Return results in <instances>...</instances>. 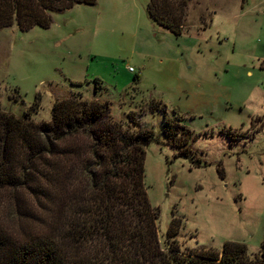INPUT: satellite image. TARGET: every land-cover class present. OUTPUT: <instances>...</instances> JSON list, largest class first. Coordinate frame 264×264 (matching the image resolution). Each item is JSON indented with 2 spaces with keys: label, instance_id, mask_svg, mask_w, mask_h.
<instances>
[{
  "label": "rangeland",
  "instance_id": "obj_1",
  "mask_svg": "<svg viewBox=\"0 0 264 264\" xmlns=\"http://www.w3.org/2000/svg\"><path fill=\"white\" fill-rule=\"evenodd\" d=\"M146 1L74 3L50 12L46 27H0V107L21 115L38 92L30 117L47 120L52 99L79 91L106 99L123 123L139 112L156 138L144 146L143 183L159 245L172 215L181 250L232 240L254 251L264 236V0H188L177 35L150 20ZM213 85L223 105H200ZM158 97L191 107L179 113L191 132L186 156L165 141L161 112L141 108ZM227 126L244 136L230 142L218 132ZM10 206L0 191L5 227L17 224Z\"/></svg>",
  "mask_w": 264,
  "mask_h": 264
},
{
  "label": "trees",
  "instance_id": "obj_2",
  "mask_svg": "<svg viewBox=\"0 0 264 264\" xmlns=\"http://www.w3.org/2000/svg\"><path fill=\"white\" fill-rule=\"evenodd\" d=\"M92 2L0 0V27H46L50 12ZM187 3L147 0L145 12L177 35ZM39 99L34 92L21 115L0 107V191H7L17 219L13 227L0 224V264H264V236L254 251L232 240L218 250H181L180 222L172 215L164 247L159 245L157 209L148 203L143 183L144 146L156 138L138 124L139 112L129 109L123 123L111 117L106 99L71 91L52 99L47 120L35 121L30 114ZM141 108L160 111L165 141L177 154L190 153L185 140L191 132L180 124L181 114L157 98ZM218 132L230 142L244 136L229 126Z\"/></svg>",
  "mask_w": 264,
  "mask_h": 264
},
{
  "label": "crops",
  "instance_id": "obj_3",
  "mask_svg": "<svg viewBox=\"0 0 264 264\" xmlns=\"http://www.w3.org/2000/svg\"><path fill=\"white\" fill-rule=\"evenodd\" d=\"M185 86L187 87V89L190 88V85H185ZM203 93L206 95V98L205 97L203 98V94L199 97L198 103L200 105L202 103L211 104L212 106H216V107H221L223 105L224 102L217 100V99H219L221 92L216 86L213 85L212 87L205 90ZM157 99L161 100L166 106H170L171 108H173L178 113H184L186 111H191V107L185 101H183V102L182 101L181 102L175 101V102H171V105H169V102L165 98L160 99L158 97ZM219 101H220V103H219Z\"/></svg>",
  "mask_w": 264,
  "mask_h": 264
},
{
  "label": "built area",
  "instance_id": "obj_4",
  "mask_svg": "<svg viewBox=\"0 0 264 264\" xmlns=\"http://www.w3.org/2000/svg\"><path fill=\"white\" fill-rule=\"evenodd\" d=\"M128 69H131V67H130V66H128Z\"/></svg>",
  "mask_w": 264,
  "mask_h": 264
}]
</instances>
